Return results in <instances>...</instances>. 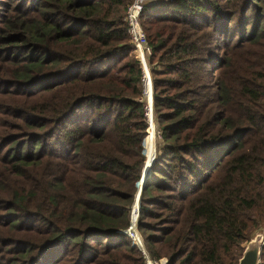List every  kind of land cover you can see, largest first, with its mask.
Here are the masks:
<instances>
[{
    "label": "trees",
    "instance_id": "trees-1",
    "mask_svg": "<svg viewBox=\"0 0 264 264\" xmlns=\"http://www.w3.org/2000/svg\"><path fill=\"white\" fill-rule=\"evenodd\" d=\"M127 3L0 0V264H146L121 233L153 149ZM140 24L146 256L237 264L264 233V0H164Z\"/></svg>",
    "mask_w": 264,
    "mask_h": 264
},
{
    "label": "built area",
    "instance_id": "built-area-1",
    "mask_svg": "<svg viewBox=\"0 0 264 264\" xmlns=\"http://www.w3.org/2000/svg\"><path fill=\"white\" fill-rule=\"evenodd\" d=\"M164 1V0H162ZM149 0H129V3L126 7L123 21L127 27V34L130 39V43L133 45L134 51L133 55L135 59L139 62L142 72L141 84H142V99L141 102L144 104V119L147 124V129L153 125L156 129L157 137L160 138L159 132L156 128L155 116L153 110V87L152 80L150 75V70L148 67V57L151 55V48L148 45L143 28L140 24V14L144 6L149 4ZM155 133V132H154ZM147 136V130H146ZM145 139V138H144ZM155 146V140H154ZM128 237L132 240L131 233H128ZM145 255L146 264H165L164 260L159 262H151L146 256V253L143 250ZM163 261V262H162Z\"/></svg>",
    "mask_w": 264,
    "mask_h": 264
},
{
    "label": "water",
    "instance_id": "water-1",
    "mask_svg": "<svg viewBox=\"0 0 264 264\" xmlns=\"http://www.w3.org/2000/svg\"><path fill=\"white\" fill-rule=\"evenodd\" d=\"M152 164H153V162H152ZM152 164H151V166H152ZM142 172H143V169H142ZM149 176H150V170H149L148 175L145 177V179H142V174H141L140 181H142V187L140 188V190L137 189V193H136L135 201H134V204L136 202H138V211H137V215H136L137 219L139 216V201H140L141 193H142V190L144 187V183ZM134 204H133V206H134ZM133 206H132V208H133ZM136 224H137V220H136ZM132 228L137 229L136 226L134 227L132 225V222H130L129 229L126 230L125 232H121V233L128 236L129 230H131ZM263 242H264V233L263 232L257 233L245 245L240 258L238 259L237 264H260L261 247L263 245ZM132 245L138 247L139 250H141L143 252V245L142 246L135 245L133 242H132ZM164 263L167 264V260H164Z\"/></svg>",
    "mask_w": 264,
    "mask_h": 264
},
{
    "label": "rangeland",
    "instance_id": "rangeland-1",
    "mask_svg": "<svg viewBox=\"0 0 264 264\" xmlns=\"http://www.w3.org/2000/svg\"><path fill=\"white\" fill-rule=\"evenodd\" d=\"M159 1H162V0H149L150 3H154V2H159ZM128 3H129V0H128ZM127 3V5H128ZM125 14V13H124ZM157 142H158V137H157V133H156V129H155V146H153V149L150 153V155L146 158V162L143 166V172H142V179H145L146 177V174L148 173V171L150 170V167H151V164L152 162H154L155 158H156V154H157ZM144 155V154H143ZM142 187V181H140L139 183V190L140 188ZM138 189V188H137ZM134 204V203H133ZM135 206V205H134ZM133 209V208H132ZM135 210V209H134ZM131 215H132V218L130 220V222H132V225L135 227L136 226V218H135V213L132 212L131 210ZM258 232H261L259 230L257 231H254V233L252 234V237L253 238ZM130 233H131V236L133 238V242L135 245H139V246H142L143 245V242H142V239L139 235V233L137 232V229H131L130 230ZM136 247V246H135ZM138 248V247H137ZM139 249V248H138ZM143 250L144 252L146 253L145 251V248L143 246ZM242 254V253H241ZM241 256V255H240Z\"/></svg>",
    "mask_w": 264,
    "mask_h": 264
},
{
    "label": "bare ground",
    "instance_id": "bare-ground-1",
    "mask_svg": "<svg viewBox=\"0 0 264 264\" xmlns=\"http://www.w3.org/2000/svg\"><path fill=\"white\" fill-rule=\"evenodd\" d=\"M148 129H149L150 137H151V140H152V143H153V146H154V140H155V133L154 132H155V128H154L153 125H151ZM132 212L136 214L137 213L136 208L133 207Z\"/></svg>",
    "mask_w": 264,
    "mask_h": 264
}]
</instances>
